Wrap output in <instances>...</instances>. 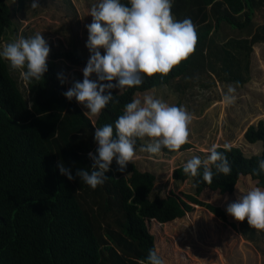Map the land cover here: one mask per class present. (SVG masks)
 Returning <instances> with one entry per match:
<instances>
[{
    "label": "trees",
    "instance_id": "16d2710c",
    "mask_svg": "<svg viewBox=\"0 0 264 264\" xmlns=\"http://www.w3.org/2000/svg\"><path fill=\"white\" fill-rule=\"evenodd\" d=\"M28 1L17 0L14 12H24ZM121 2L128 4V0ZM171 4L175 20H192L198 37L195 51L166 76L142 74L141 85L121 94L112 89L114 100L95 123L74 98L69 101L63 95L68 88L58 78L62 74L58 61L86 67L80 56L67 50L52 54L44 78L29 82V98L8 61L0 57V264H146L149 250L157 251L149 222L167 225L193 213L197 206L226 222L221 207L200 200L205 190L231 195L246 176L264 190V172L253 171L264 159L263 120L245 133L248 143L262 142L261 155L249 157L235 146L216 148L229 161V175L217 173L210 163L214 175L208 184L202 168L196 177L186 175L183 165L174 170L175 182H191L194 194L171 192L152 198L156 175L141 171L133 161L121 173L114 159L108 179L96 189L79 177L70 181L59 172L60 161L74 176L77 168H91L88 154H96L98 147L95 127H115L137 93L170 86L185 94L192 86L208 89L220 82L243 87L250 82L253 48L264 43V25L254 28L252 21L256 10L264 8V0H171ZM12 15L8 0H0V51ZM223 24L247 32L248 37L218 43L216 33ZM143 141L137 139L135 152L143 148ZM191 148L186 143L178 151L162 150L176 154ZM240 223L246 241L256 244L264 238V230L251 228L247 220ZM231 226L237 229L236 224Z\"/></svg>",
    "mask_w": 264,
    "mask_h": 264
},
{
    "label": "clouds",
    "instance_id": "9594fccd",
    "mask_svg": "<svg viewBox=\"0 0 264 264\" xmlns=\"http://www.w3.org/2000/svg\"><path fill=\"white\" fill-rule=\"evenodd\" d=\"M39 6L38 0H32L31 9ZM171 8V0H128V4L121 0H99L98 4L92 5L90 15L93 20L86 25L89 33L86 47L91 55L83 69L84 78L82 82L75 80L63 95L69 101L74 98L87 108L89 111L84 115H99L114 100L112 89L122 91L139 86L142 74L151 77L158 73L161 76L170 73L174 66L195 51L198 40L192 20H175ZM101 48L105 50L103 55ZM50 51L42 34L36 33L8 43L0 51V57L9 62L12 70L19 71L21 78L28 83L44 78ZM93 74H96L97 80L91 79ZM58 78L61 84L67 80L63 74H59ZM234 91L229 86L228 94L224 96L226 102H233L234 97L230 94ZM191 121V114L183 107L169 106L152 96H145L143 103L140 99H133L125 105L123 115L115 121V127L111 124L95 127L98 155L89 152L93 161L91 168H77L74 176L72 169L66 167L63 161L57 167L68 180L79 177L81 182L96 189L108 179L106 173L111 170L114 159L117 171H126L135 157L137 139L154 138L142 149L151 154L159 153L162 147L178 151L188 143ZM224 147L230 150L229 145ZM210 163L217 173H231L228 159L224 153L217 151L215 145L206 160L202 161L199 157L188 160L183 165V172L196 177L202 168L203 181L211 184L214 173ZM253 171L256 175L264 172V159L259 161L258 170ZM226 211L237 221L247 219L251 228L264 230V190L255 188L239 195L235 202L228 204ZM146 264H165V261L156 250H149Z\"/></svg>",
    "mask_w": 264,
    "mask_h": 264
},
{
    "label": "rangeland",
    "instance_id": "374dc122",
    "mask_svg": "<svg viewBox=\"0 0 264 264\" xmlns=\"http://www.w3.org/2000/svg\"><path fill=\"white\" fill-rule=\"evenodd\" d=\"M31 2L32 0L27 2L24 12L15 13L17 0H8L13 11L12 24L7 30L2 50L15 39L32 37L36 33L42 34L46 40V36L40 31L43 29L41 27L43 24L64 28L72 24L80 29L81 22L76 21L74 13L66 5L65 0H38L40 6L36 9L30 8ZM98 3L99 0H93V5ZM87 10H90V5L87 6ZM25 21L29 23L24 32L20 33ZM252 22L254 28L264 25V8L256 10ZM34 30L36 33H33ZM73 30L76 32V28ZM234 37L247 38L248 34L226 24H223L216 33V39L221 44ZM65 61L58 62L61 73L67 77L70 71L68 68L66 70ZM11 72L18 80L25 96L29 98V82L26 83L21 78L19 71L11 69ZM75 76L80 80L83 79L80 73L73 72L72 78ZM229 86L235 89L230 94L234 97L231 103L224 100ZM155 89L144 95H138L135 99H140L143 103L145 96H152L169 106L186 109L192 116V121L188 125V143L192 144L193 148L176 154H167L162 148L157 154L141 151L138 160L140 168L152 171L157 177L152 198L156 195L164 198L171 192L179 196L194 194L193 184L173 181L171 171L193 157L206 160L207 153L214 145L216 148L224 147L226 144L239 147L249 157L262 154V142L248 143L245 133L250 126L257 125L261 120L264 121V43L256 44L253 48L251 80L243 87L218 82L208 89L189 87L185 90V94L176 93L168 86ZM152 142L146 140L143 148ZM255 188H258L256 181L246 176L241 177L231 195H222L210 190L202 193L200 199L225 211L228 218L226 222L212 216L202 207H196L193 213L167 225L149 222L150 231L155 236L157 252L164 259L165 264H264V238L259 239L256 244L246 241L241 235L242 224L226 211L228 204L235 202L239 195ZM231 224H236L238 229H234Z\"/></svg>",
    "mask_w": 264,
    "mask_h": 264
},
{
    "label": "crops",
    "instance_id": "0c3cea01",
    "mask_svg": "<svg viewBox=\"0 0 264 264\" xmlns=\"http://www.w3.org/2000/svg\"><path fill=\"white\" fill-rule=\"evenodd\" d=\"M65 1L67 2L66 5L68 7H70L71 12L74 13L76 21L81 22V26H80V29H78V27L72 26V24H70L69 26H66L65 28L62 26H51V25L46 26L45 24H43L41 26L43 29H41L40 31L43 32L44 35L46 36V41H47V43L51 49L47 61H49V58L52 54L67 50V51L74 52L76 55L80 56L82 59H84L86 62H88L91 53H90L89 49L86 47V43H87L88 36H89L86 25L92 23V20H93V18L90 15V10H91V7L93 5V0H91V1L90 0H65ZM88 5H90V10H87ZM28 23H29V21H25V23H24L25 25L22 28H20V33L24 32V29L28 25ZM75 28H76V32H74V30H73ZM33 33H36V30H34ZM25 38H29V37L25 36ZM100 51L102 52L101 53L102 55L105 54V50L103 48H101ZM59 61H64V59L59 60ZM65 63L66 64H64V66H65L66 70L68 68V70L70 71V73L66 77L67 78L66 85H67V88L69 89L70 87H72V84L75 80H79L80 82L83 81V79L80 80L76 76L72 78L73 72H75V73L77 72V73H80L83 75V69L85 67L72 65L67 60L65 61ZM58 65H59V62H58ZM79 69H82V70H79ZM81 78H84V77H81ZM91 79L97 80L96 74H93ZM113 83L115 84V83H117V81H113ZM161 87H163V86H161ZM168 87H170V86H168ZM115 89H116L117 93H119V94L123 93L126 90V88L122 91L119 88H115ZM146 93H149V92L146 91V92L137 93L135 98L138 95H144ZM79 105L84 110V112L89 111L87 108L83 107L81 104H79ZM88 116L92 119V121L94 123L97 121V119L99 117V115H91V114H89ZM146 140H152L153 141L154 138L144 137V141H146ZM145 145L146 144L144 143V146ZM141 151H142V148L135 152V157L133 159V162L136 163L137 167L141 171L146 172L145 170L140 168V165L138 163V160H140ZM178 167H179V165H178ZM175 169H172L171 176L173 175V172ZM148 172H152V171H148ZM172 179H173V177H172ZM173 181H174V179H173ZM227 195H230V194H227ZM200 200H202V199H200ZM202 201H204V200H202ZM197 207H199V206H197ZM207 212L210 213L208 210H207ZM210 214L213 216L212 213H210ZM177 220H180V219H177ZM237 229H238V227H237Z\"/></svg>",
    "mask_w": 264,
    "mask_h": 264
}]
</instances>
